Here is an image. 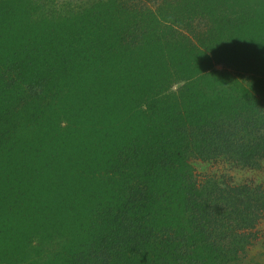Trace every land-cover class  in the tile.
<instances>
[{
  "label": "trees",
  "instance_id": "1",
  "mask_svg": "<svg viewBox=\"0 0 264 264\" xmlns=\"http://www.w3.org/2000/svg\"><path fill=\"white\" fill-rule=\"evenodd\" d=\"M264 0H0V264H249Z\"/></svg>",
  "mask_w": 264,
  "mask_h": 264
},
{
  "label": "rangeland",
  "instance_id": "2",
  "mask_svg": "<svg viewBox=\"0 0 264 264\" xmlns=\"http://www.w3.org/2000/svg\"><path fill=\"white\" fill-rule=\"evenodd\" d=\"M59 3H80L92 0H57ZM191 165L197 180L202 181L207 177H217L225 183L236 185L247 182L264 183V159L255 169L242 168L226 160L214 161L191 160ZM249 264H264V219L258 227V240L249 248L245 256Z\"/></svg>",
  "mask_w": 264,
  "mask_h": 264
}]
</instances>
